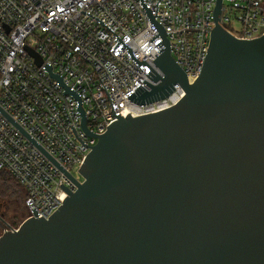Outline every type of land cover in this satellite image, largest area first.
Instances as JSON below:
<instances>
[{
	"label": "water",
	"instance_id": "water-1",
	"mask_svg": "<svg viewBox=\"0 0 264 264\" xmlns=\"http://www.w3.org/2000/svg\"><path fill=\"white\" fill-rule=\"evenodd\" d=\"M157 86L129 98L146 105L180 83L171 108L119 118L86 156L79 181L1 107L76 185L49 218L0 235V264H264V35L240 40L216 27L200 77L190 84L164 27ZM33 54V52L31 51ZM82 110V109H81ZM83 116L84 111L82 110ZM86 127V118L83 120ZM88 131V130H87ZM89 132V131H88Z\"/></svg>",
	"mask_w": 264,
	"mask_h": 264
},
{
	"label": "built area",
	"instance_id": "built-area-1",
	"mask_svg": "<svg viewBox=\"0 0 264 264\" xmlns=\"http://www.w3.org/2000/svg\"><path fill=\"white\" fill-rule=\"evenodd\" d=\"M171 44L190 84L201 75L216 27L217 0H144ZM219 24L240 40L264 35V0H222ZM140 0H0V107L69 174L82 167L119 118L157 113L186 91L176 83L166 98L130 100L144 83L157 86L154 60L165 46ZM33 52V54L31 53ZM86 118L87 131L83 120ZM22 187L28 218L49 219L76 185L0 112V174ZM19 227L7 226L3 233ZM2 233V234H3ZM1 234V235H2Z\"/></svg>",
	"mask_w": 264,
	"mask_h": 264
},
{
	"label": "rangeland",
	"instance_id": "rangeland-1",
	"mask_svg": "<svg viewBox=\"0 0 264 264\" xmlns=\"http://www.w3.org/2000/svg\"><path fill=\"white\" fill-rule=\"evenodd\" d=\"M73 173L77 178L83 180L77 167L73 169ZM0 178V201L3 204L0 215L4 218L3 226L0 229L1 235L9 225L20 226L27 219L28 210L23 187L8 173L2 174Z\"/></svg>",
	"mask_w": 264,
	"mask_h": 264
},
{
	"label": "flooded vegetation",
	"instance_id": "flooded-vegetation-1",
	"mask_svg": "<svg viewBox=\"0 0 264 264\" xmlns=\"http://www.w3.org/2000/svg\"><path fill=\"white\" fill-rule=\"evenodd\" d=\"M1 200V199H0ZM3 207V204L1 203V201H0V210H1V208ZM3 223H4V218L2 217V215H0V229H1V227L3 226Z\"/></svg>",
	"mask_w": 264,
	"mask_h": 264
},
{
	"label": "trees",
	"instance_id": "trees-1",
	"mask_svg": "<svg viewBox=\"0 0 264 264\" xmlns=\"http://www.w3.org/2000/svg\"><path fill=\"white\" fill-rule=\"evenodd\" d=\"M2 174H4V173H2ZM2 174H0V176L2 175ZM1 179V178H0ZM24 197H25V194H24ZM19 227V226H18Z\"/></svg>",
	"mask_w": 264,
	"mask_h": 264
}]
</instances>
